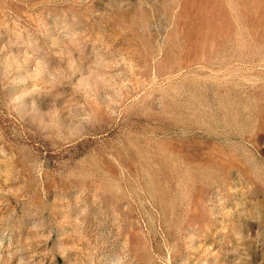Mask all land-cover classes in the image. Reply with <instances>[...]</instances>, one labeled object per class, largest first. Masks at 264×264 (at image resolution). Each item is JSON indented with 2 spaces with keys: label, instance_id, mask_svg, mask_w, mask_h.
Returning a JSON list of instances; mask_svg holds the SVG:
<instances>
[{
  "label": "rangeland",
  "instance_id": "374dc122",
  "mask_svg": "<svg viewBox=\"0 0 264 264\" xmlns=\"http://www.w3.org/2000/svg\"><path fill=\"white\" fill-rule=\"evenodd\" d=\"M0 264H264V0H0Z\"/></svg>",
  "mask_w": 264,
  "mask_h": 264
}]
</instances>
